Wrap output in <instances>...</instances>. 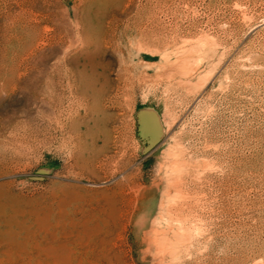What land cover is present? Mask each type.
<instances>
[{
	"label": "rangeland",
	"instance_id": "rangeland-1",
	"mask_svg": "<svg viewBox=\"0 0 264 264\" xmlns=\"http://www.w3.org/2000/svg\"><path fill=\"white\" fill-rule=\"evenodd\" d=\"M0 264H264V0H0Z\"/></svg>",
	"mask_w": 264,
	"mask_h": 264
},
{
	"label": "bare ground",
	"instance_id": "bare-ground-1",
	"mask_svg": "<svg viewBox=\"0 0 264 264\" xmlns=\"http://www.w3.org/2000/svg\"><path fill=\"white\" fill-rule=\"evenodd\" d=\"M182 65V64H181Z\"/></svg>",
	"mask_w": 264,
	"mask_h": 264
}]
</instances>
